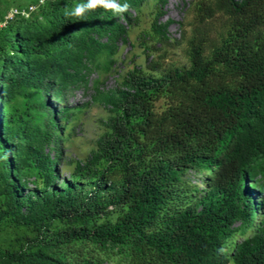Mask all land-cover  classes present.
Listing matches in <instances>:
<instances>
[{"label":"trees","instance_id":"trees-1","mask_svg":"<svg viewBox=\"0 0 264 264\" xmlns=\"http://www.w3.org/2000/svg\"><path fill=\"white\" fill-rule=\"evenodd\" d=\"M145 1L82 0L0 45V234L32 235L0 264H264V0H194L180 24L187 66L167 59L173 21L157 0L146 70L100 93L107 131L59 183L67 92Z\"/></svg>","mask_w":264,"mask_h":264},{"label":"rangeland","instance_id":"rangeland-1","mask_svg":"<svg viewBox=\"0 0 264 264\" xmlns=\"http://www.w3.org/2000/svg\"><path fill=\"white\" fill-rule=\"evenodd\" d=\"M193 1L167 0L162 9L163 15L160 22L173 21L168 28L173 46L170 48L167 59L180 66L188 65L184 53V41L180 36V24L190 21L188 8ZM81 4L82 0H49L44 4H40L39 0H0V45L12 36V30L21 26L35 29L46 28L52 20L51 12H67L69 9H78ZM157 7V0H146L140 10H131L132 19L136 17L138 21L127 25L126 40H118L113 52L101 50L93 61H87L88 70L84 80L77 82L76 86L71 87L67 92V101L63 105L74 108V115L66 130L64 132L61 130L59 133L62 138L68 135V139L60 143L63 152L61 163L57 166L60 185L65 180H69V174L75 164L85 163L91 158L92 152L97 148L98 140L107 131V123L112 113L100 100V93H106L115 88L133 68L146 70L147 58L141 44V37L149 30ZM119 20L125 24L123 18L119 17ZM221 24V18L215 19L211 24V33L220 31ZM60 125H65V121L60 122ZM0 151L3 153L2 147ZM204 178V172L199 175L191 171L186 175L185 180L190 186L201 189ZM26 180L31 182L33 177L27 176ZM246 185L249 188L250 183L247 182ZM23 235L32 236L28 232H18L14 228H7L0 234V249L12 246L15 243L14 240H20ZM229 248L231 252L233 250L231 244ZM107 264H128V261L124 256L116 255L111 256Z\"/></svg>","mask_w":264,"mask_h":264},{"label":"built area","instance_id":"built-area-1","mask_svg":"<svg viewBox=\"0 0 264 264\" xmlns=\"http://www.w3.org/2000/svg\"><path fill=\"white\" fill-rule=\"evenodd\" d=\"M46 1H49V0H39L40 4H44Z\"/></svg>","mask_w":264,"mask_h":264}]
</instances>
